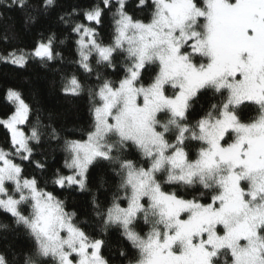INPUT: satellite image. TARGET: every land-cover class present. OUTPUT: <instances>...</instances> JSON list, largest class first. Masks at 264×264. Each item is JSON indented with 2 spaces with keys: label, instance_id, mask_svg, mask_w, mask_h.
<instances>
[{
  "label": "snow or ice",
  "instance_id": "snow-or-ice-1",
  "mask_svg": "<svg viewBox=\"0 0 264 264\" xmlns=\"http://www.w3.org/2000/svg\"><path fill=\"white\" fill-rule=\"evenodd\" d=\"M0 6L68 102L4 88L0 264H264V0H79L25 46L5 11L59 0Z\"/></svg>",
  "mask_w": 264,
  "mask_h": 264
},
{
  "label": "trees",
  "instance_id": "trees-1",
  "mask_svg": "<svg viewBox=\"0 0 264 264\" xmlns=\"http://www.w3.org/2000/svg\"><path fill=\"white\" fill-rule=\"evenodd\" d=\"M35 3L37 0H31ZM79 0H59L60 7L55 8L51 13L40 16L34 24L27 27L24 26L23 13L19 11H5L6 19L4 23L15 24L20 32V46L30 44L33 39L38 38L40 33L48 34L49 30L56 31L58 36L62 37L60 28L62 25L58 21V16L65 11H70L71 6L75 5ZM3 10V6H0ZM63 51V50H62ZM65 56L68 53L63 52ZM5 86H13L18 88L25 96L28 102H32L33 98H38L42 109L48 111H63L68 105L62 96L55 90L54 74L48 69L41 68L38 65L31 64L23 70L14 69L12 66L0 65V115L7 111L8 105L4 99ZM171 94V90H169ZM83 114V102H78ZM2 138V133H0ZM57 164L62 163V155L57 154ZM67 196V193L62 194L61 198ZM70 204H75L76 208L82 209L85 205L86 198L74 193L69 198ZM69 210H72L70 207ZM4 216L0 215V221L4 220ZM114 239V238H113ZM107 255V251L105 252Z\"/></svg>",
  "mask_w": 264,
  "mask_h": 264
}]
</instances>
